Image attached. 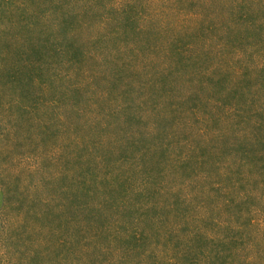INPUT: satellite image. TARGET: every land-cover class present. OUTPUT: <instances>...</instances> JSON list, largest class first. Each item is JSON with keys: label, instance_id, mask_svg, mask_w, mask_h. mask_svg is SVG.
Listing matches in <instances>:
<instances>
[{"label": "rangeland", "instance_id": "rangeland-1", "mask_svg": "<svg viewBox=\"0 0 264 264\" xmlns=\"http://www.w3.org/2000/svg\"><path fill=\"white\" fill-rule=\"evenodd\" d=\"M0 264H264V0H0Z\"/></svg>", "mask_w": 264, "mask_h": 264}]
</instances>
